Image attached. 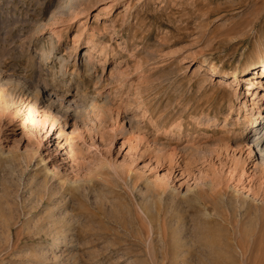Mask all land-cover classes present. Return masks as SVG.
<instances>
[{
	"label": "rangeland",
	"instance_id": "obj_1",
	"mask_svg": "<svg viewBox=\"0 0 264 264\" xmlns=\"http://www.w3.org/2000/svg\"><path fill=\"white\" fill-rule=\"evenodd\" d=\"M263 51L264 0H0V264H264Z\"/></svg>",
	"mask_w": 264,
	"mask_h": 264
},
{
	"label": "bare ground",
	"instance_id": "obj_2",
	"mask_svg": "<svg viewBox=\"0 0 264 264\" xmlns=\"http://www.w3.org/2000/svg\"><path fill=\"white\" fill-rule=\"evenodd\" d=\"M113 6H114V3L110 2L107 9L111 10L113 8ZM104 10H106V9H103V11H102L103 13L105 12ZM243 71H244V73L247 72L249 74L250 73L256 74L257 77H258V73H259V75H261L260 78H256V77L254 78V75H252L251 77H247V79H250L248 84H247V89H252L251 92H253V90L255 88H257L258 86H260L264 83V78H263L264 77V51L261 53V60L258 63L247 64ZM214 74L219 76V77H224V78L237 77L236 71L233 73L232 72L231 73H229V72L223 73L219 70L214 69ZM251 92H250V94H251ZM247 94H248V92H245L243 95H247ZM242 105H243V107H245L247 105L246 99H244L242 101ZM62 107L64 108L65 112L68 110V107H65V106H62ZM250 132H253V133L251 136L250 135L248 136V134ZM246 137L254 138L252 140L248 139L247 142H245V144H244L245 150L247 151V157H249V159H250L249 161H252L253 160L252 158L254 156L256 157L255 159H257V160L259 158V163L258 164H256L257 162L254 163V166L258 167V165H262L260 169L264 170V165H263L264 164V148H261V146L264 147V116H262L261 112H258L257 115L255 116L254 120L251 122V125H250L249 129L247 130V133H245V138ZM251 143H254L255 146L253 147V145ZM260 163H262V164H260ZM229 204H232V203H229ZM234 206H233L234 208H238L239 212L241 209H243L241 211H242V213H244V215L245 214L246 215L252 214L256 218L258 217L257 212H256V210H257L256 206L253 207L254 210L251 213L248 212V208H246V207H248V205L245 202H242L238 205L237 204L235 205V203H234ZM260 210L261 211H260L259 215H260L261 220L264 222V206H261ZM249 240H251V238ZM57 246H56V248H57ZM239 246H240V244H239ZM245 251H247V250H245ZM242 252H243V249H242Z\"/></svg>",
	"mask_w": 264,
	"mask_h": 264
}]
</instances>
